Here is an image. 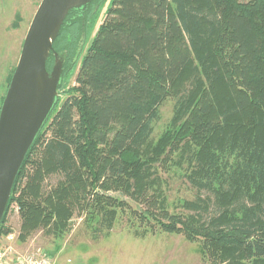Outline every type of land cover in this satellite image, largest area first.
I'll return each instance as SVG.
<instances>
[{
  "label": "trees",
  "instance_id": "obj_1",
  "mask_svg": "<svg viewBox=\"0 0 264 264\" xmlns=\"http://www.w3.org/2000/svg\"><path fill=\"white\" fill-rule=\"evenodd\" d=\"M106 1L71 11L53 45L67 98L24 161L0 239L13 204L22 242L62 238L76 211L107 234L130 210L117 192L148 205L131 211L151 228L198 241L213 264H264V0H113L88 43ZM169 98L173 118L154 140ZM171 167L196 190L182 204L191 214L168 209L161 173Z\"/></svg>",
  "mask_w": 264,
  "mask_h": 264
},
{
  "label": "rangeland",
  "instance_id": "obj_2",
  "mask_svg": "<svg viewBox=\"0 0 264 264\" xmlns=\"http://www.w3.org/2000/svg\"><path fill=\"white\" fill-rule=\"evenodd\" d=\"M41 2L0 0V99L6 94L7 78L16 69L26 35ZM112 3L113 0H107L93 27L90 24L88 43L105 20ZM77 71L65 85L67 89L76 86ZM61 97L65 100L67 95L62 92ZM175 106L176 100L173 98L162 104L160 119L154 125V140L165 132L173 118ZM184 173L174 167L169 172L165 169L161 173L170 213H192L183 209L182 204L184 201H194L197 193L187 182ZM60 180L61 176L57 175L47 179V190L55 187ZM109 195L123 200L130 207L124 213L119 212L109 233L95 231V226L87 222L80 211H76L70 232L62 238L39 231L28 239L27 244L33 250L40 249L52 256L56 264H213L201 254L198 241L189 242L184 235L166 233L157 225L151 228L147 221L131 211L145 212L148 209L145 202L137 203L117 192ZM20 226V214L7 220V227L12 231H18Z\"/></svg>",
  "mask_w": 264,
  "mask_h": 264
},
{
  "label": "water",
  "instance_id": "obj_3",
  "mask_svg": "<svg viewBox=\"0 0 264 264\" xmlns=\"http://www.w3.org/2000/svg\"><path fill=\"white\" fill-rule=\"evenodd\" d=\"M92 2L42 0L32 20L0 111V227L24 161L62 98L64 62L53 45L69 13L86 12Z\"/></svg>",
  "mask_w": 264,
  "mask_h": 264
},
{
  "label": "built area",
  "instance_id": "obj_4",
  "mask_svg": "<svg viewBox=\"0 0 264 264\" xmlns=\"http://www.w3.org/2000/svg\"><path fill=\"white\" fill-rule=\"evenodd\" d=\"M20 208L13 204L8 219L19 215ZM0 264H56V260L40 249L33 250L27 242L20 239V229L11 231L0 239Z\"/></svg>",
  "mask_w": 264,
  "mask_h": 264
}]
</instances>
